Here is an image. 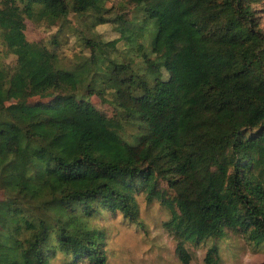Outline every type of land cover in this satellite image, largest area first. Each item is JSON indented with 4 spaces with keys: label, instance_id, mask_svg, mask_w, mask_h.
Wrapping results in <instances>:
<instances>
[{
    "label": "trees",
    "instance_id": "obj_1",
    "mask_svg": "<svg viewBox=\"0 0 264 264\" xmlns=\"http://www.w3.org/2000/svg\"><path fill=\"white\" fill-rule=\"evenodd\" d=\"M263 4L0 0L1 53L13 58L0 59V264L57 254L106 264L89 221L119 213L141 225L137 195L169 213L163 229L182 264L191 263L185 243L227 231L264 245ZM71 16L82 54L68 67L25 32L27 22L59 27L58 46ZM108 24L118 38L98 34ZM50 90L60 92L50 103L7 105L10 93ZM218 261L213 245L204 263Z\"/></svg>",
    "mask_w": 264,
    "mask_h": 264
},
{
    "label": "rangeland",
    "instance_id": "obj_2",
    "mask_svg": "<svg viewBox=\"0 0 264 264\" xmlns=\"http://www.w3.org/2000/svg\"><path fill=\"white\" fill-rule=\"evenodd\" d=\"M121 8L127 11V17L130 18L133 8L126 4H123ZM68 20L58 32V46L52 45L51 40L59 27L46 28L27 22L25 33L29 41L47 45L69 67L72 65L74 56L82 54V46L70 29V26L76 22L75 18L71 16ZM261 24L264 26V16ZM96 31L106 41L118 38V34L109 24L97 27ZM1 51L0 47V59L11 63L13 58L5 59ZM123 52L125 48L120 43L118 52L120 58H123ZM59 96L60 92L50 90L22 100L20 94L13 92L9 94L7 105L20 104L29 107L47 104ZM89 100L106 115L113 114L111 106L102 102L97 96H92ZM136 203L141 225L125 220L119 213H103L89 221L91 228L103 233L100 244L106 255V264H182L175 252V241L163 229V223L169 219V213L159 202L154 201L148 204L141 195L136 196ZM213 245H216L218 249V264H264V245L256 246L243 234L233 231H227L223 238L218 240H207L200 244L185 243V248L191 256L190 264H205L204 258ZM66 259L63 255L57 254L51 259L50 264H65Z\"/></svg>",
    "mask_w": 264,
    "mask_h": 264
}]
</instances>
